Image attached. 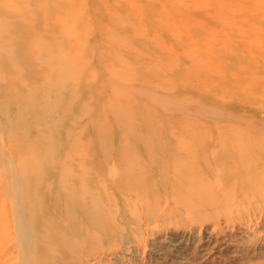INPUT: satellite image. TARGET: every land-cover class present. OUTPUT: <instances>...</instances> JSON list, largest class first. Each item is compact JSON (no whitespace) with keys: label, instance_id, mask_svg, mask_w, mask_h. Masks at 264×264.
<instances>
[{"label":"rangeland","instance_id":"374dc122","mask_svg":"<svg viewBox=\"0 0 264 264\" xmlns=\"http://www.w3.org/2000/svg\"><path fill=\"white\" fill-rule=\"evenodd\" d=\"M43 11L84 46L59 122L38 104L53 123L36 130L26 115L55 66L30 47L54 40ZM23 13L35 23L11 33L18 66L0 81V264H264V0H0V22ZM54 123L62 147L88 149L96 199L71 225L65 200L43 206L53 232L30 213L16 128L35 148Z\"/></svg>","mask_w":264,"mask_h":264},{"label":"bare ground","instance_id":"6f19581e","mask_svg":"<svg viewBox=\"0 0 264 264\" xmlns=\"http://www.w3.org/2000/svg\"><path fill=\"white\" fill-rule=\"evenodd\" d=\"M26 1L28 2V0ZM22 3H20V5H22ZM10 5L12 6V4ZM45 11H48V9H45ZM45 11H43L46 18L45 21L46 23L49 24V26L52 27L51 33H49L48 36H50L54 40L50 44V46L44 45L42 48V45L37 40V37L34 38L32 37L33 42L31 43L30 47L33 51H35L36 59H42L41 61L43 62L45 61L49 62L50 60L53 59L55 61V66L52 67V64L50 63L48 69H45L43 72H40V74L43 75V78L45 80L46 88L51 89V92L47 96L42 95V93L40 92V96L37 97L38 99L35 98L34 100H32L33 102L32 107L34 108L31 109L32 111L28 112V114L26 115L28 116L27 118H29L30 122H32L33 125L32 128H35L36 130L38 129V126L48 127V124L53 123L48 121L49 119H47V121L43 119L44 115L42 114L44 113L43 112L44 108L41 107L39 110L40 105L38 104L46 103V102L53 104L52 107L53 109L55 108L56 111L54 115L56 119L55 122H59L58 114L61 117L63 111L60 110V107H58L59 108L58 109L57 105L61 100L62 95H64L65 93L64 90L66 89V86L72 85L75 82L79 81V74H80L79 69H75L72 72H66V70L64 69V64H66L68 61H76L77 59H79V56L81 54L80 52L84 46V43L82 44L80 39H78V33H74L75 29L71 28L70 26L71 23L66 22L67 19L65 20L63 18H56ZM39 14L41 13L39 12ZM34 15L35 14L27 15L23 13L22 21L20 24H18V26L9 25L4 21L0 22V52L4 54V56L6 57L4 59L7 60V62L5 61L4 65H2L4 68L0 70V81L7 82L9 80L10 76L9 73L5 70L6 67L14 69L18 66L16 65V62L13 58V53L10 47L11 43L15 41V36L11 35V33L13 31H15V33L22 32V34H24V32H27V30H29L30 28L29 25L31 23H35L36 18L34 17ZM97 19L99 20V18ZM59 35L69 37L70 40L67 41L69 43L61 44L60 43L61 36ZM74 41L76 42L78 41V45L75 48H74V44H75ZM21 81L23 82V80ZM61 125L59 127V123H54V128H53L54 133H48L50 135H44L43 138L37 141L38 145L35 148L29 146V144L26 143L28 132L25 131L24 129L25 127H22L23 129H21L20 127L16 128V131L19 130L17 133L20 136L17 139V145L20 149L22 170H23V174L27 177L28 182L30 184L31 203L30 205L28 204L30 208L29 209L30 213H32V215L34 216L35 220H37V223L39 225L43 227H45V225H48L50 227V230L53 232L54 230L51 227L53 222L48 219L49 217L46 215L45 211L44 212L41 211L43 206L50 204L55 205V201H57L56 199L65 200L66 203H64V205L62 206V210L66 214L65 216L68 217L67 223L71 225L72 222L69 214L72 213L75 208L78 210V212L83 213L82 210L88 207L90 200H91V205H93L96 199L95 198L96 196L91 192L89 186L91 184H94L92 183L90 172L89 170H86V168H84L85 167L84 161L88 155L87 153L88 149L83 147L84 145L82 146L78 145L77 142H74V144L70 142L69 148H67V145L66 147L65 145L62 147L63 142H61L59 139L61 136L62 137L63 136L65 137V135L68 136L67 134L68 132L61 131L62 132L61 133L60 132V130H62ZM55 130L56 132L58 131V133H55ZM55 138L57 139L59 138L58 141L60 143H58V141L56 143ZM253 143L257 144L256 141ZM131 152L132 151H122V150L118 151V153L115 155L117 158L116 160H120L126 157L127 154L129 153L131 154ZM74 154L76 156H74ZM236 159H239V157H236ZM246 159L243 158L241 160L242 162L244 161L246 163ZM100 177L99 179L93 177V180L94 182L95 180L97 181L100 180L99 184L103 185L105 180H101L103 178ZM116 191L118 192L120 190H116ZM100 192H102V190H100ZM50 208L52 209V206H50ZM0 209L2 208L0 207ZM27 214L29 213L27 212ZM49 216L51 215L49 214ZM53 225L56 224L53 223ZM28 234L30 235V233ZM36 247L39 246L36 244Z\"/></svg>","mask_w":264,"mask_h":264}]
</instances>
